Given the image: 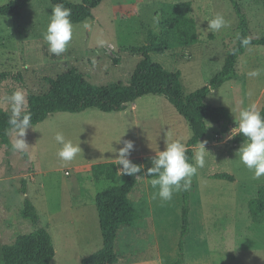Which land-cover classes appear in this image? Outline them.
<instances>
[{
  "label": "rangeland",
  "instance_id": "rangeland-1",
  "mask_svg": "<svg viewBox=\"0 0 264 264\" xmlns=\"http://www.w3.org/2000/svg\"><path fill=\"white\" fill-rule=\"evenodd\" d=\"M236 1L249 20L251 38L263 39L264 0ZM10 2L0 0V7ZM186 3L192 5L198 43L161 54L166 43L160 39L150 44V54L155 63L180 74L186 97L208 86L240 45L232 0H105L95 9L94 19L73 24V38L60 56L49 53L43 38L52 3L31 0L20 21L14 16L0 17V73L12 75L0 85V106L11 114L6 98L15 90L24 89L26 97L44 93L48 90L47 77L73 68L100 88L114 83L128 85L142 58L137 50L148 45L151 33H159L162 14L176 12V6ZM216 15L223 16L228 27L218 32L207 30V21ZM236 69L238 79L227 82L205 100L209 107L228 109L234 127L239 111L251 104L259 111L264 106V72L258 77L248 76L255 69H264V46H248ZM57 133L82 149L67 164L57 155L61 148L55 139ZM172 136L175 141L189 142L193 137L190 124L164 96L148 95L121 112L91 109L52 114L27 130L25 139L30 148L25 153L14 152L0 142V250L38 228L21 214L26 181L27 196L37 208L40 226L48 229L53 239L56 256L52 264H82L103 248L96 196L125 180L121 174L112 182L95 180L92 166L114 161L118 169L122 168L116 159L118 150L123 141L132 140L135 150L130 160L143 168L152 167V158L165 150V140ZM226 137L217 124L207 121L203 141L208 142L209 153L205 166L192 178L189 191L190 234L185 238L184 264H264V221H253L248 206L264 185V176L254 178L236 156L241 145L235 146ZM9 138L13 143L11 131ZM142 152L150 155L145 161L139 157ZM216 175L233 176L235 182L217 180ZM150 181L140 179L130 194L142 219L120 230L119 264H177L180 260L182 192L174 193L168 202L158 196L152 199L158 188ZM83 225L87 229L78 230ZM73 233L83 234L68 252L65 237ZM84 235L91 240L83 241Z\"/></svg>",
  "mask_w": 264,
  "mask_h": 264
},
{
  "label": "trees",
  "instance_id": "trees-1",
  "mask_svg": "<svg viewBox=\"0 0 264 264\" xmlns=\"http://www.w3.org/2000/svg\"><path fill=\"white\" fill-rule=\"evenodd\" d=\"M105 0H82L81 4H75L67 0H50L52 5L63 4L71 9L72 24L82 23L94 19L95 9ZM31 0H11L5 6L0 7V17L14 16L20 21L22 11ZM235 13L238 18V30L240 37H250V24L240 4L232 0ZM176 12H166L161 16L159 33H151L148 45L140 47L137 52L141 60L136 66L128 85L114 83L106 88L93 85L85 75L73 68L57 76L47 77L48 90L41 94H29L27 97V111L31 113V125L35 126L45 121L50 115L63 112L78 114L86 110H99L104 113L121 112L130 104L136 103L144 96H164L177 110V112L190 124L193 137L187 143V155L189 162L196 150L195 146L203 141L207 135V121L217 124L223 133L228 134L233 128V121L228 109L223 107H209L205 104L207 97L220 89L229 81L238 79L237 61L245 54L250 45H263V39H252L247 47L239 45L226 60L222 71L213 78L211 83L190 94L184 95L180 81V74L166 70L155 63L150 54V44L163 39L166 43L160 51L164 54L173 48L184 47L198 43V33L191 3L176 6ZM10 73H0V85L11 79ZM264 115V106L260 111ZM11 114L0 106V142L3 146L12 149L9 138L10 125L8 123ZM244 137L237 136L231 142L242 145ZM135 176L124 175L122 185L99 193L95 198L100 229L103 237V248L86 258L82 264H119L121 255L117 251L119 232L123 227H132L142 219L135 204L130 199V194L136 188L140 179H152L147 176V169ZM114 163L93 165L92 177L95 180L115 181L120 174ZM217 180L235 182L230 175H216ZM22 194L25 196V205L21 212L22 217L31 221L38 227L32 234L21 235L13 245L2 247L0 250V264H52L56 256V249L48 229L40 226L41 220L37 208L28 198L27 183L23 181ZM182 230L179 242L181 251L177 264H184L183 250L185 238L190 234V192H182ZM251 218L255 222L264 221V185L260 186L258 196L248 203Z\"/></svg>",
  "mask_w": 264,
  "mask_h": 264
},
{
  "label": "clouds",
  "instance_id": "clouds-1",
  "mask_svg": "<svg viewBox=\"0 0 264 264\" xmlns=\"http://www.w3.org/2000/svg\"><path fill=\"white\" fill-rule=\"evenodd\" d=\"M70 17L71 9L63 4L53 6L50 21L43 34L49 53L60 56L66 51L73 38V24ZM207 24V30L213 32L228 27V21L221 15L209 19ZM84 27L87 28L88 24L85 23ZM238 39L244 47L251 42L250 37H238ZM262 72L264 69H255L249 72L248 76L258 77ZM6 100L11 111L8 123L11 126V133L15 136L12 149L14 152L25 153L30 148L25 139L26 133L29 128H32L31 113L26 110L28 101L25 90H15ZM234 118L236 127L230 129L226 138L244 137L236 156L240 163L253 172L254 178L259 179L264 176V115L258 110L256 104H251L239 111L238 116ZM55 139L61 145L57 155L65 164L73 161L82 151L80 144L67 140L63 133H57ZM165 143V150L156 152L151 160L152 167L148 168L146 173L147 176L154 177L150 181L152 187L158 188V192L152 196V199L158 196L162 202L171 201L174 193L191 190L192 178L197 174L198 169L205 166V157L209 153L206 148L208 142L199 141L191 158L194 162L190 163L184 143L179 140L169 143L167 139ZM134 150V141H123V147L118 150V158H116L122 168L117 172L121 175L135 176L138 179L140 177L137 174L141 173L143 166L134 164L130 160L129 157Z\"/></svg>",
  "mask_w": 264,
  "mask_h": 264
},
{
  "label": "crops",
  "instance_id": "crops-1",
  "mask_svg": "<svg viewBox=\"0 0 264 264\" xmlns=\"http://www.w3.org/2000/svg\"><path fill=\"white\" fill-rule=\"evenodd\" d=\"M135 104V103H134ZM172 125V124H171ZM234 127V126H233ZM171 128H174V127H171ZM157 140V139H156ZM218 140H220V141H222V137H221V135H219V137H218ZM230 140H232V139H230ZM157 141H159V140H157ZM166 141V140H165ZM167 141H169V143L170 142H174L175 141V139L173 138V136L172 137H170V139H168ZM160 142L161 141H159V144H160ZM187 143L188 142H186L185 143V146L187 147ZM220 143H223V142H220ZM146 145V144H145ZM145 145L143 144L142 145V149L143 150H145ZM149 156L150 155H147L145 152H142L141 154H140V158L142 159V160H147L148 158H149ZM107 163H114V164H116V162H114V161H110V162H107ZM96 206V205H95ZM97 209V208H96ZM77 229V228H76ZM87 228L86 227H84V225L83 226H81L80 228H78V230H80V231H85ZM101 230V229H100ZM81 234H83V233H80L79 235H81ZM79 235H77V234H75V233H73L72 234V236L71 235H68L67 237H65V240L67 241L68 240V242H69V245H68V252H70L71 251V248L72 247H76L77 245H78V236ZM87 235V234H86ZM84 237H85V239H83V241H85V242H89L91 239H90V237H88V236H85L84 235ZM72 251H74V250H72Z\"/></svg>",
  "mask_w": 264,
  "mask_h": 264
}]
</instances>
